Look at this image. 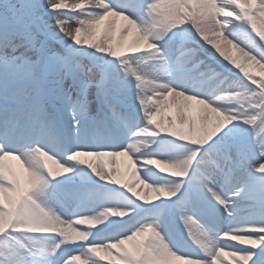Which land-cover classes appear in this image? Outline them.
<instances>
[{"label":"snow or ice","instance_id":"6c2138e0","mask_svg":"<svg viewBox=\"0 0 264 264\" xmlns=\"http://www.w3.org/2000/svg\"><path fill=\"white\" fill-rule=\"evenodd\" d=\"M101 253L264 264V0H0V264Z\"/></svg>","mask_w":264,"mask_h":264},{"label":"bare ground","instance_id":"6f19581e","mask_svg":"<svg viewBox=\"0 0 264 264\" xmlns=\"http://www.w3.org/2000/svg\"><path fill=\"white\" fill-rule=\"evenodd\" d=\"M118 23H119V21H118ZM257 23H258V26H259V21ZM191 103L194 105V107H199V106L195 105V101H192ZM166 111L168 113L172 114V115H175V106H170ZM10 162L16 167L18 172L23 173V169L21 168L19 161L11 160ZM117 163L119 164V167H120L122 173H124V178L125 179H130L131 178L130 175H129L130 170L127 168V164H128L127 157H119V158H117L116 161L113 162L112 166L116 167ZM137 186H138V182H137ZM114 259H115V255L109 257V260H114ZM109 260L105 259L104 264H108ZM172 264H181V262L173 261Z\"/></svg>","mask_w":264,"mask_h":264},{"label":"rangeland","instance_id":"374dc122","mask_svg":"<svg viewBox=\"0 0 264 264\" xmlns=\"http://www.w3.org/2000/svg\"><path fill=\"white\" fill-rule=\"evenodd\" d=\"M105 254V253H104ZM106 255V254H105ZM107 256V255H106ZM226 260L229 259V258H225Z\"/></svg>","mask_w":264,"mask_h":264}]
</instances>
